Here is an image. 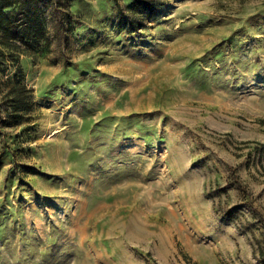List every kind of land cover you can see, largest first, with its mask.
I'll list each match as a JSON object with an SVG mask.
<instances>
[{
    "label": "rangeland",
    "instance_id": "rangeland-1",
    "mask_svg": "<svg viewBox=\"0 0 264 264\" xmlns=\"http://www.w3.org/2000/svg\"><path fill=\"white\" fill-rule=\"evenodd\" d=\"M86 1L87 31L48 8L50 51L0 68V264H264V0H166L124 38ZM220 45L202 87L185 69ZM86 60L83 92L54 84ZM18 72L30 107L7 126Z\"/></svg>",
    "mask_w": 264,
    "mask_h": 264
},
{
    "label": "trees",
    "instance_id": "trees-1",
    "mask_svg": "<svg viewBox=\"0 0 264 264\" xmlns=\"http://www.w3.org/2000/svg\"><path fill=\"white\" fill-rule=\"evenodd\" d=\"M166 3V0H99V11L101 14L108 13L111 20L110 24L113 22V27L119 31V37L124 38L127 34L133 36L137 35L140 30L147 29L148 27L145 26L144 22L163 8ZM84 6L91 7L86 0H0V68L6 62H11L15 66L18 65L22 54H26L30 50L38 55H46L50 51L51 37L48 34L46 15L48 8L52 9L58 19L56 34L62 31L65 33L72 32L78 36L80 32L87 31L89 29L88 25L78 16V14L81 15ZM202 18L204 19V17ZM242 39L241 32L234 34L230 38L231 48L238 51L236 45H243ZM210 56L220 61L223 65L226 57L224 45L218 46L215 51L210 52L201 59L190 61L185 69L188 75L200 81L202 87H206L209 83L208 73L203 68L202 62ZM234 57H236V52L233 53ZM247 62V60H243L239 64L248 67L250 76H256L261 66L260 61H255L250 66ZM68 64L56 76L54 84H64L72 88L74 92L80 90L83 92L82 85L80 83L74 84L73 79L82 70L87 69L88 72L92 71V61L86 60ZM238 75V71L234 73V77ZM243 77H246L245 74H243ZM241 80L243 81L245 78H241ZM10 84L9 89L3 97L7 116L10 119L9 122L4 120L8 122V124L4 122L7 126L20 122L24 117V111L29 110L31 99V90L23 84L20 72L16 73L10 80ZM115 120L116 118L111 115H104L102 118L104 126L108 124L112 125ZM96 124L93 120H89L84 126L85 129L90 128L92 130V127ZM118 131H121L123 137L126 139L133 135L131 129L121 130L118 128ZM5 153L8 156L12 154L9 149H6ZM78 156L79 153H74L71 157L76 158ZM10 212L13 216H18L14 208H11ZM20 232L24 239H30L31 236L24 227L21 228ZM4 235L5 228L1 221L0 239Z\"/></svg>",
    "mask_w": 264,
    "mask_h": 264
}]
</instances>
